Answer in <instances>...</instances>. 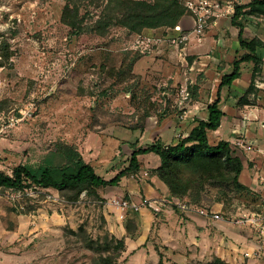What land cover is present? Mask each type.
Instances as JSON below:
<instances>
[{"label":"rangeland","instance_id":"1","mask_svg":"<svg viewBox=\"0 0 264 264\" xmlns=\"http://www.w3.org/2000/svg\"><path fill=\"white\" fill-rule=\"evenodd\" d=\"M181 1L186 6L188 1L195 0ZM209 1H217L224 10L230 7L232 11L203 36L211 32L214 45L225 44L226 54L235 55L236 59L243 54L239 29L233 26L235 33L231 37L228 28L235 8L252 0ZM67 2L0 0V43L8 44L13 52L8 65L0 67V172L5 174L12 175L21 164L41 165L60 145L74 146L81 155L94 159L93 153L102 142L108 145V157L120 151L124 153L114 160L115 166L123 164L125 148L116 150L112 146H117V139L133 138L137 130L141 133L150 124L183 114L198 96L207 97L205 88L199 93L198 84H203V76H198L202 71L197 69L203 67L201 63L209 55H216V48L212 49L213 54L209 48L200 52L192 49L195 39L203 36H190L186 57L176 47L156 45L157 38L177 35L167 28L144 30L140 34L153 42L136 45L140 34L130 32L115 19L109 22L110 14L104 13L107 0L77 1L79 26L74 30L61 21ZM248 13L249 9H245L242 19L246 37H258L264 42V18ZM100 18L103 22L99 27ZM106 22V29H100ZM181 22L183 32L190 33L194 26L191 14ZM137 53L139 60L131 73L126 72L127 66L123 65L130 63ZM258 53L264 58V48ZM235 59L229 57L227 74L232 72ZM220 63L222 68L226 67L225 60ZM248 66L245 65L243 73ZM250 66L252 72L258 70L255 89L247 94L248 85L235 95L237 101H232L241 128L236 129L230 142L233 151L242 154L252 169L246 179L250 185L243 184L248 188L246 191H239L231 183L209 188L198 206L210 210L220 203L221 208H217L225 222L259 213L264 207V145L255 137L264 136V116L251 114L257 108L264 109L259 100L264 97V59ZM213 69L218 71L220 67ZM244 84V81L240 83V88ZM186 87L190 96L184 101ZM232 93L229 92L228 98ZM148 117L157 121L147 123ZM250 121L253 124H245ZM228 132L231 133L225 127V139H230ZM210 139L214 145L213 137ZM110 147L114 148L111 153ZM256 153L260 154L259 162L254 157ZM97 174L111 178L103 170ZM105 203L102 198L87 196L86 192L73 199L71 192L64 194L53 188L25 191L0 188V264H98L104 245L113 236L101 213ZM176 212L184 214L178 209ZM158 229L154 226L149 238L156 247L157 258L148 264H183L170 257ZM127 262L122 253L117 264Z\"/></svg>","mask_w":264,"mask_h":264},{"label":"crops","instance_id":"2","mask_svg":"<svg viewBox=\"0 0 264 264\" xmlns=\"http://www.w3.org/2000/svg\"><path fill=\"white\" fill-rule=\"evenodd\" d=\"M186 19L190 20V17H186ZM181 25L183 26V21ZM229 27V34L233 37L235 28L231 25V22ZM210 36L211 32L200 40L195 39L196 44L192 46V49L199 52L205 48H209V52L211 51L212 54V49L216 48V55H212V57L209 55L208 60L201 63L203 67L197 69L202 71L198 76H203V84H198L200 86L199 93L206 89L207 97L202 99V97L198 96L199 99L194 100L187 107V111L179 116L175 114L170 115L159 122L154 117H148L146 119L147 123H151V120H156L157 122L146 126L141 133L139 130L135 131V134L131 136L133 138L117 139V146H112L116 150L125 148L126 156L122 159L124 161L123 164L115 166L114 160L117 159L119 153L120 157L124 153L120 151L112 157H108L106 155L108 145L102 142H100L97 150L93 153L94 159H90L82 154L84 160L94 167L96 173L103 170L106 174H111V178L106 180H111L120 171L128 167L129 159L135 149L146 148L155 143H161L165 146L174 145L179 140L178 137L184 138L189 135L197 125L198 120H206L208 118L207 107L217 98L221 79L227 74V69H230V65L228 64L229 57L232 60L235 59V55L226 54L227 49L224 50L225 44H221V40L218 41L220 42L219 46L214 45V40ZM258 56L261 60L260 63H262L264 58H261L259 53ZM221 60L226 61V67L222 68L223 63H220ZM245 65L249 66L247 67V72L243 73ZM214 66L220 67V69L215 71L213 69ZM251 67L250 63L242 64L241 77L234 81L231 87H223L221 89V108L224 112V117L220 128L208 133L210 143L211 137L215 141L214 145L222 140L231 142V137L237 132L236 129L240 130L239 120L236 118L237 109H233L236 104L233 102L237 101L234 97L239 94L238 91L244 90L250 85L252 79ZM243 81L245 84L240 88L239 85ZM235 90L237 92H234ZM229 92H233V95L228 98ZM259 100L261 104H264L263 96ZM251 114L255 117L264 116V109L257 108L256 110H252ZM245 124L250 125L253 123L250 121ZM225 127L232 133L228 132L230 134L227 136L230 139H225ZM262 127L264 130V120H262ZM255 137H257L256 140L259 139L257 141L259 144L264 145V136L256 134ZM256 140L254 141L256 142ZM112 149L114 148L110 147L109 152ZM256 154L254 157L257 158L256 162H259L261 160L260 154ZM234 155L243 164L240 182L244 185H250L248 180H246L252 171L250 165H246L242 154L234 152ZM138 161L140 170L136 175L125 176L117 186H108L99 190L101 198L106 202L101 213L108 224L110 233L117 239L124 240L126 249L123 254L125 259H128L127 264H148L156 260V247L149 240L154 226H158V235L161 237L163 245L169 248L170 257L174 261H180L179 263L214 264L216 260H219L223 264H264V245H262L257 232L248 226L236 227L223 220H211L197 213H177L176 209H168L160 214H155L152 210L143 208L139 212L129 211L126 213L125 218L121 219V211L110 203L111 198H125L136 203H141L147 199L171 197L167 185L154 174L155 170L161 165L160 158L154 153H149L139 155ZM103 178L105 179V177ZM254 181L252 179V182ZM217 207L221 208V204L217 203L210 211L219 213ZM256 252L258 255H254Z\"/></svg>","mask_w":264,"mask_h":264},{"label":"trees","instance_id":"3","mask_svg":"<svg viewBox=\"0 0 264 264\" xmlns=\"http://www.w3.org/2000/svg\"><path fill=\"white\" fill-rule=\"evenodd\" d=\"M77 1L68 0L61 21L72 29L78 28L79 16ZM104 13H108L109 22L117 20L119 25L134 34L144 30H174L181 20L190 15L181 0H107ZM249 9V16L264 18V0H252L249 4L239 5L231 19V25L239 29L238 40L243 54L235 59L232 72L221 79L217 98L208 105V118L198 120L197 125L188 136L180 138L174 145L152 144L146 148L135 149L129 159V165L113 179L106 180L99 176L94 167L85 162L83 156L74 146L60 145L51 152L44 162L35 167L21 164L13 170L12 175L0 172V188L25 191L28 189H56L64 194L71 192V198L79 199L82 193L87 196L101 198L99 190L108 186H117L128 175H136L140 170L138 156L154 153L161 160L160 167L154 174L168 187L172 198L191 205L200 206L209 188L219 184H234L239 191L248 188L240 182L243 171L241 160L234 155L231 143L220 141L211 145L208 138L210 131L220 128L224 117L221 108L220 91L223 87H231L241 77V66L244 63L258 65L261 60L258 50L264 48V42L258 37L249 38L245 35L246 26L242 22L244 10ZM104 17V16H103ZM104 20V19H103ZM102 18L97 23L102 25ZM108 22L100 29H106ZM80 28V27H79ZM13 52L8 44L0 43V67L8 65ZM137 53L128 64L126 72L131 73L139 60ZM126 68H124L126 70ZM258 70L252 72V79L247 91L250 94L255 88ZM146 118V117H145ZM219 193V190H218ZM217 193V194H218ZM93 248V244H90ZM94 249V248H93ZM124 240L112 236L102 249L98 264H117L118 258L125 252ZM214 264H223L216 260Z\"/></svg>","mask_w":264,"mask_h":264},{"label":"built area","instance_id":"4","mask_svg":"<svg viewBox=\"0 0 264 264\" xmlns=\"http://www.w3.org/2000/svg\"><path fill=\"white\" fill-rule=\"evenodd\" d=\"M186 8L190 12L192 20L194 22L193 29L190 31V33H184L182 27L178 25L174 29V31L177 32L176 36L167 37L165 39H156V45L164 43L168 44L169 46L176 47L179 49L180 55L184 57H186L188 42L192 34L203 36L208 31V29L218 26L220 20H222L226 15H228L232 11L230 7H227V9L224 10L219 2H211L209 0L188 1L186 3ZM146 42L147 44H149L153 41L143 34L137 35L136 45L143 46L144 44H146ZM138 51L143 52L142 50ZM193 69L194 67L191 66L190 70ZM187 87L183 89V93H185L183 98L184 101L188 100L190 96ZM257 87L261 88V86L259 85H257ZM110 203L115 207L119 208V210L121 211V219H124L126 213L129 211L139 212L143 208H148L155 213H159L165 209H178L183 213H197L211 220H222V217L219 213H213L210 210L202 209L198 206L188 204L172 197L147 199L142 201L141 203H136L125 198L114 197L111 198ZM227 223L251 227L257 232L262 245H264V207L259 213L246 214L243 216L232 218ZM254 255H258L257 252L254 253ZM246 256L248 257V255Z\"/></svg>","mask_w":264,"mask_h":264}]
</instances>
